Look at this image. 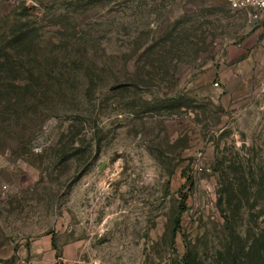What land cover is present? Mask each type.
I'll return each instance as SVG.
<instances>
[{
	"label": "rangeland",
	"instance_id": "rangeland-1",
	"mask_svg": "<svg viewBox=\"0 0 264 264\" xmlns=\"http://www.w3.org/2000/svg\"><path fill=\"white\" fill-rule=\"evenodd\" d=\"M0 264H264V18L0 0Z\"/></svg>",
	"mask_w": 264,
	"mask_h": 264
},
{
	"label": "built area",
	"instance_id": "built-area-1",
	"mask_svg": "<svg viewBox=\"0 0 264 264\" xmlns=\"http://www.w3.org/2000/svg\"><path fill=\"white\" fill-rule=\"evenodd\" d=\"M234 6L247 9L252 19L264 18V0H230Z\"/></svg>",
	"mask_w": 264,
	"mask_h": 264
}]
</instances>
